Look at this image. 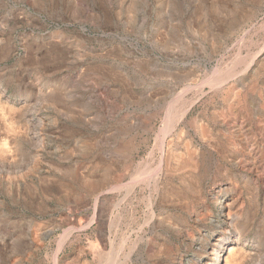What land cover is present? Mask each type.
Masks as SVG:
<instances>
[{
    "label": "rangeland",
    "instance_id": "1",
    "mask_svg": "<svg viewBox=\"0 0 264 264\" xmlns=\"http://www.w3.org/2000/svg\"><path fill=\"white\" fill-rule=\"evenodd\" d=\"M263 10L264 0H0V264H191L213 241L218 264H264V69L254 86L235 83L240 57L264 42ZM249 12L248 29L230 32ZM128 136L140 141L125 163ZM185 141L201 157L189 189L177 178L187 170L164 176L161 165ZM222 196L236 208L215 227Z\"/></svg>",
    "mask_w": 264,
    "mask_h": 264
},
{
    "label": "bare ground",
    "instance_id": "2",
    "mask_svg": "<svg viewBox=\"0 0 264 264\" xmlns=\"http://www.w3.org/2000/svg\"><path fill=\"white\" fill-rule=\"evenodd\" d=\"M227 8V7H226ZM247 9V8H246ZM244 10V9H243ZM264 11V10H263ZM253 12H255V11H253ZM245 13V12H244ZM254 13H252V12H249V14H245V16H244V19L240 22V16L239 17H237V18H239V19H237L236 18V20L234 19V21L232 22V25L231 26H227L228 27V29H230V32H234V31H244L247 27H249L250 26V24L253 22V20L255 21V15H253ZM237 15V14H236ZM239 15V14H238ZM264 15V14H263ZM235 16V15H234ZM236 17V16H235ZM236 23H237V25H236ZM233 24H234V26H233ZM225 25V24H224ZM248 29V28H247ZM246 31H248V30H246ZM227 32V31H226ZM242 34V33H241ZM246 34V33H245ZM228 38L229 37H224V38H222V41H221V43H224V45H225V42L228 40ZM242 41V40H241ZM240 41V42H241ZM250 43V42H249ZM228 45V44H227ZM220 46V45H219ZM246 46V45H245ZM218 48V47H217ZM217 48H216V50H217ZM249 51V50H248ZM246 54V53H245ZM244 54V55H245ZM215 55V54H214ZM246 55H249V59H246V57H240V59H242L243 58V62H245V63H242L243 64V66L242 67H244V64H245V67H244V69L242 70V72L240 73V76H241V78L240 79H238V80H236L235 81V83H236V86H240V87H242V85H243V83L247 80V81H251L252 82V85L254 86V84H255V80L256 79H254V76H255V78L256 77H258L259 75H263L262 74V71H261V68L262 69H264V42H262V44H261V46L253 53V54H251V52L250 53H248V54H246ZM248 58V57H247ZM203 70V69H202ZM239 70V69H238ZM237 70V71H238ZM189 71H190V69H189ZM229 71H231V70H229ZM228 71V72H229ZM236 72V71H235ZM239 72V71H238ZM187 73V72H186ZM191 73V72H190ZM202 74V73H201ZM222 74V73H221ZM232 74H233V72H232ZM237 74V73H236ZM235 74V75H236ZM193 75V74H192ZM194 76V75H193ZM223 76V75H222ZM228 76V75H227ZM238 76V75H237ZM221 77V76H220ZM198 78V77H197ZM215 78V77H214ZM213 78V80H215ZM229 78V77H228ZM231 78V77H230ZM219 79H221V78H219ZM218 79V80H219ZM192 80V79H191ZM198 80H199V78H198ZM204 80H205V77H204ZM233 80V79H232ZM259 80V79H258ZM206 81V80H205ZM227 81V80H226ZM191 82H193V80L192 81H190V83H188L187 84V87L186 88H188V90H190L191 89V85L192 86H194L196 83H198V82H196L194 85L191 83ZM225 81L223 80V83H224ZM184 83V82H183ZM215 83V82H214ZM227 83V82H226ZM217 84V83H216ZM218 84H220V82H218ZM217 84V85H218ZM183 85V84H182ZM198 85V87L200 88V80H199V84H197ZM222 85V84H221ZM259 85V84H258ZM202 86V85H201ZM219 86V85H218ZM233 86V85H232ZM246 86H247V84H246ZM257 86V85H256ZM183 87V86H182ZM189 87H190V89H189ZM216 87V86H215ZM239 87V88H240ZM244 87V86H243ZM261 88V87H260ZM263 88H264V86H263ZM196 89V88H195ZM237 89V88H236ZM243 89V88H242ZM262 89V88H261ZM198 90V89H197ZM196 90V91H197ZM230 90H232V88L230 89ZM240 90H241V88H240ZM238 91V93L240 94H238L239 96H240V98H239V100H237L238 101V104H240L241 105V107L242 108H244L245 107V105H248V98H247V95L246 94H248L247 92H244V91ZM202 91V90H201ZM172 92H174V91H172ZM183 92H184V89H181V92H178V96H180V95H183ZM191 92V91H190ZM195 92V91H194ZM198 92V91H197ZM199 92H200V90H199ZM171 93V92H170ZM169 93V94H170ZM175 93V92H174ZM233 93V92H232ZM263 93H264V91H263ZM173 94V93H172ZM174 95V94H173ZM172 96V95H171ZM176 96V95H175ZM237 96V95H236ZM181 97V96H180ZM179 97V98H180ZM181 99V98H180ZM184 99V98H183ZM174 100H176V99H174ZM173 100V101H174ZM235 100V99H234ZM188 101V100H187ZM192 101V100H191ZM194 101V100H193ZM180 102H182V100L180 101ZM228 102V101H227ZM173 103V102H172ZM189 103H190V101H189ZM189 103H187V104H189ZM170 104H171V102H170ZM169 104V105H170ZM174 104V103H173ZM195 104V103H194ZM222 104H224V102L222 103ZM179 105V104H178ZM172 106V105H171ZM174 106H177V104L175 105H173L172 107H174ZM180 106H182V105H180ZM188 106V105H187ZM191 105H189L188 106V108L190 107ZM227 106V105H226ZM183 107V106H182ZM228 107V112H230V113H232L233 111H235V109H234V106H232V105H229V106H227ZM258 107H260V106H258ZM188 108H186V109H183L182 111H181V113H180V116L181 115H184L185 114V112L186 111H188L189 109ZM178 110V109H177ZM237 110V109H236ZM240 110H242V109H240ZM167 111V110H166ZM237 112V111H236ZM238 112H239V110H238ZM243 112V111H242ZM261 112V111H260ZM264 112V111H263ZM171 113V112H170ZM172 113H173V111H172ZM257 113H258V111H257ZM166 114H169V112H166ZM174 114V113H173ZM200 114V113H199ZM239 114V113H238ZM254 114V113H253ZM170 115H172V114H170ZM175 115V114H174ZM173 115V116H174ZM197 115V114H196ZM245 115H246V113H245ZM240 116V115H239ZM256 116V115H255ZM171 117V116H170ZM169 117V118H170ZM200 117V116H199ZM207 117V116H206ZM228 117H230V116H228ZM169 118H168V120H169ZM171 119H172V117H171ZM219 119V118H218ZM259 119V118H258ZM167 120V119H166ZM202 119H196V118H194V121L193 122H197V121H201ZM216 120H217V118H216ZM225 120V119H224ZM257 120V119H256ZM170 121H172V120H170ZM206 121H207V119H206ZM211 121V120H210ZM258 121V120H257ZM264 121V120H263ZM262 121V122H263ZM165 122V121H164ZM163 122V123H164ZM217 122V121H216ZM260 122V121H259ZM213 123V122H212ZM218 123V122H217ZM224 123V122H223ZM243 123H244V121H243ZM262 124V123H261ZM212 125V124H211ZM247 125V124H246ZM250 125V124H249ZM255 125H257V122H256V124ZM166 126H168V125H166ZM165 126V127H166ZM224 126V125H223ZM245 126V125H244ZM169 127V126H168ZM185 127V126H184ZM198 127V126H197ZM246 127H248V126H246ZM257 127V126H256ZM150 128V126H149V123H146L145 124V126L143 127V129L144 130H148ZM200 128L202 129V131H203V133H206V135L205 136H207L209 133L211 134V129H210V127H209V123L208 122H206V123H204V121L202 120L201 122H200ZM241 128H242V126H241ZM225 129V128H224ZM262 129H264V124H262ZM161 130H162V128H161ZM177 130V129H176ZM241 130V129H240ZM163 131V130H162ZM166 131V130H165ZM167 131H168V129H167ZM170 131V130H169ZM168 131V133H170ZM148 132V131H147ZM172 132V131H171ZM185 132V131H184ZM183 132V133H184ZM241 132V131H240ZM163 133V132H162ZM165 134H166V132H164ZM191 133H194L193 131H191ZM161 134V133H160ZM213 134V133H212ZM163 135V134H162ZM167 135V134H166ZM190 135V134H189ZM198 135V134H197ZM196 135V137H198ZM253 135V134H252ZM195 136V135H194ZM200 136V135H199ZM209 136V135H208ZM159 137V136H158ZM162 137H164V136H162ZM185 137V136H184ZM161 138V137H160ZM174 138V137H173ZM192 138V137H191ZM199 138V137H198ZM187 139H188V137H187ZM201 139V138H200ZM232 139V138H231ZM179 140V139H178ZM183 140H184V138H183ZM191 140V139H190ZM209 140V139H208ZM138 141H140V140H138V138H137V136H128L127 137V140H126V142H125V144H124V146L123 147H121V148H119V151L121 152V154L123 155V157H124V160H125V163L127 162V160H128V158L132 155L131 153H132V148L135 146V145H137V144H139L138 143ZM161 141V140H160ZM175 141V140H174ZM200 141V140H199ZM252 141V140H251ZM173 142V141H172ZM177 142V141H176ZM193 142H194V140H193ZM215 142V141H214ZM159 143H161V142H159ZM179 143V142H178ZM189 143H190V141H189ZM198 143V142H197ZM162 144V143H161ZM191 144V143H190ZM194 144V143H193ZM253 144V143H252ZM172 145V144H171ZM195 145V144H194ZM204 145V144H203ZM161 146V145H160ZM173 146V145H172ZM171 146V147H172ZM183 148H184V150H185V152H186V154L184 155V154H177V153H175L174 152V149H172V148H170V147H168V149H166L165 151H164V153H163V157L161 158V165H162V167H163V172H162V174L165 176V175H167V176H174V174H177V173H179V172H181V171H183V170H187V171H184V172H182V174H181V176H178L177 178H178V180H179V182H181V183H183L184 185H185V188H187V189H189V188H192V186H191V184H192V182H197L198 181V178L201 176V169H199V167L201 166V161L199 162V159L201 158H199V156H198V151H196V150H199V149H196V150H194L193 148H191L190 146H189V144H188V142L187 141H185V142H183ZM178 147V146H177ZM181 147V146H180ZM208 147V146H207ZM232 147H234L233 145H232ZM261 147H263V146H261ZM176 148V147H175ZM137 149V148H136ZM135 149V150H136ZM179 149V148H178ZM177 149V150H178ZM212 148H210V150H211ZM219 149V148H218ZM235 149V148H234ZM258 149V148H257ZM181 150V149H180ZM205 150V149H204ZM225 150V149H224ZM226 151V150H225ZM202 152H203V149H202ZM206 152V151H205ZM212 152H214V151H212ZM251 152V151H250ZM253 152V151H252ZM134 153V152H133ZM227 153V152H226ZM242 153V152H241ZM257 153V152H256ZM217 154H218V152H217ZM210 155H211V153H210ZM264 155V154H263ZM183 156V157H182ZM203 156H205V155H203ZM256 156H258V155H256ZM256 156H253V157H256ZM212 157V156H211ZM207 158H208V156H207ZM226 158V157H225ZM235 158V157H234ZM250 158V157H249ZM264 158V157H263ZM262 158V159H263ZM256 159V158H255ZM258 159V158H257ZM160 160V159H159ZM246 160V159H245ZM203 161H205V160H203ZM247 161V160H246ZM207 162V161H206ZM211 162V161H210ZM231 162V161H230ZM123 164V165H115V167H113V171H115V174H111V173H109V171L107 170V171H105L104 172V179L106 178V179H108V180H110V179H112V181L113 180H115L114 178H117V177H119V173L121 172V171H123L124 170V168H125V165L126 164ZM160 163V162H159ZM158 163V164H159ZM207 164V163H206ZM246 164V163H245ZM138 166V165H137ZM136 166V167H137ZM205 167V166H204ZM207 167V166H206ZM210 167V166H209ZM252 167V166H251ZM112 168V166H110V168L109 169H111ZM159 168H161V167H159ZM186 168V169H185ZM126 169V168H125ZM197 169H198V171H197ZM134 170V169H133ZM145 170V169H144ZM209 170V169H208ZM251 170H253V169H251ZM111 171V170H110ZM128 171V170H127ZM160 171V170H159ZM202 171H203V169H202ZM262 171V170H261ZM145 172V171H144ZM152 172V171H151ZM207 172V171H206ZM140 173V172H139ZM255 173V172H254ZM133 174V173H132ZM136 174V173H135ZM138 174V173H137ZM127 175V174H126ZM134 175V174H133ZM140 175V174H139ZM142 175H144V174H142ZM148 175V174H147ZM152 175V174H151ZM161 175V174H160ZM159 175V176H160ZM135 176V175H134ZM146 176V175H145ZM149 176V175H148ZM147 176V177H148ZM153 176V175H152ZM163 176V177H164ZM127 177H128V175H127ZM138 178V175H136L134 178ZM146 177V178H147ZM124 178V177H123ZM151 176H150V180H151ZM162 178V177H161ZM144 179V178H143ZM153 179V178H152ZM171 179V178H170ZM174 179V178H173ZM128 180V179H127ZM145 180V179H144ZM172 180V179H171ZM177 180V179H176ZM123 181V180H122ZM132 181H133V179H132ZM146 181V180H145ZM153 181V180H152ZM114 182V181H113ZM130 182H131V180H130ZM135 182V181H134ZM139 182V181H138ZM155 182V181H154ZM176 182V181H175ZM215 182V181H214ZM118 183V182H117ZM120 183H123V182H120ZM133 183V182H132ZM202 183V182H201ZM111 183H109V185H110ZM130 184V183H129ZM134 184V183H133ZM149 184V183H148ZM122 185V184H121ZM121 185H113L111 188H118V187H120ZM125 185V184H124ZM126 185H128V182L126 183ZM135 185V184H134ZM145 185V184H144ZM152 185V184H151ZM224 185V184H223ZM230 185V184H229ZM131 186H133V185H131ZM147 186H149V185H147ZM209 186V185H208ZM222 186V185H221ZM107 187H110V186H108V184H107ZM150 187V186H149ZM148 187V188H149ZM159 187H160V185H159ZM217 187V186H216ZM121 189H122V187H120ZM147 188V187H146ZM203 188H204V186H203ZM215 188V186L213 185V187H212V185H211V189L209 190V195L211 196V198H216V197H218V195H219V192L221 191V190H219V191H217V190H215L214 189ZM108 189V188H107ZM125 189V188H124ZM128 189V188H127ZM150 189V188H149ZM153 188H151L150 190H152ZM158 188H156V190H157ZM102 190V189H101ZM101 190H100V192H101ZM132 190V189H131ZM204 190H205V188H204ZM125 191V190H124ZM127 191H129V190H127ZM188 191V190H187ZM202 191V190H201ZM200 191V192H201ZM105 192V191H104ZM205 192H207L206 190H205ZM206 194V193H205ZM101 195V194H100ZM103 195V194H102ZM208 195V196H209ZM221 195V194H220ZM157 196V195H156ZM228 196V195H227ZM235 197V196H234ZM96 198V197H95ZM157 198V197H156ZM209 198V197H208ZM207 198V199H208ZM98 199V198H97ZM104 199V198H103ZM151 200V199H150ZM238 201V200H237ZM153 202V201H152ZM217 203H215L216 205H215V210H213V215L210 217V220H209V223L211 224V225H213V226H217L218 225V223L219 222H223L224 224H227V225H229L230 223H231V209H233V208H236V201H235V199L234 198H232V197H226V196H222V197H220V198H218L217 199V201H216ZM241 202V201H240ZM155 203V202H154ZM205 203V202H204ZM239 204V203H238ZM237 204V205H238ZM151 205V204H150ZM207 205H208V202H207ZM210 205V204H209ZM240 205V204H239ZM154 206V205H153ZM209 207V206H208ZM159 208V207H158ZM101 209V208H100ZM238 209H239V207H238ZM98 210V209H97ZM96 210V211H97ZM152 211V210H151ZM99 212V211H98ZM231 212V213H230ZM97 213V212H96ZM95 213V214H96ZM100 213H102V212H100ZM240 215V214H239ZM95 217H97V216H95ZM106 217V216H105ZM199 217V216H198ZM98 219H99V215H98V217H97ZM208 218V217H207ZM73 219V218H72ZM96 219V218H95ZM190 220V219H189ZM69 221V220H68ZM71 221V220H70ZM118 221V220H117ZM195 221V220H194ZM70 223V222H69ZM133 223V222H132ZM200 223V222H199ZM72 224V223H71ZM104 224V223H103ZM201 224V223H200ZM111 225V224H110ZM101 226V225H100ZM111 227V226H110ZM236 227V225L234 224L233 225V227L232 228H235ZM211 228V227H210ZM218 228V227H217ZM80 229V228H79ZM133 229V228H132ZM236 229V228H235ZM215 230V229H214ZM217 230V229H216ZM225 230V229H224ZM106 231V230H105ZM209 231V230H208ZM66 232H67V230H66ZM210 232V231H209ZM227 232V231H226ZM215 233V232H214ZM229 233V232H228ZM232 233V232H231ZM233 233H235V235L237 236V234H238V232L236 231V230H234V232ZM106 234V233H105ZM113 234V233H112ZM208 234V233H207ZM219 234V233H218ZM227 234V233H226ZM225 234V235H226ZM227 235H229V234H227ZM124 236H126V235H124ZM199 236V235H198ZM206 236H208V235H206ZM232 236V235H231ZM234 236V235H233ZM244 236H246V235H244ZM214 237V236H213ZM235 237V236H234ZM189 238V237H188ZM195 238V237H194ZM198 238V237H197ZM199 238H200V236H199ZM202 238V237H201ZM222 238H223V236H222ZM221 239V238H220ZM229 239V238H228ZM231 239V238H230ZM229 239V240H230ZM98 240V239H97ZM192 240V239H191ZM195 240H196V238H195ZM99 241V240H98ZM230 241H232V240H230ZM234 241V240H233ZM101 242V241H100ZM209 242V241H208ZM110 243H112V242H110ZM206 243V242H205ZM210 243V242H209ZM221 243V242H220ZM207 244V243H206ZM106 245V244H105ZM200 245V244H199ZM209 245V244H208ZM211 245L213 246V248H210V251H207V253L204 255V256H202V257H197L196 259H194V261L193 262H191V264H218V261H219V259H220V256H219V252L220 251H218V250H216V245H215V243H214V241H213V243H211ZM227 245V244H226ZM203 246V245H202ZM211 247V246H210ZM221 247V246H220ZM220 247H218V248H220ZM107 248H108V246H107ZM111 248V247H110ZM115 248V247H114ZM201 248V247H200ZM104 249V248H103ZM207 249V248H206ZM221 250V249H220ZM229 250V249H228ZM175 251V250H174ZM105 252V251H104ZM180 252V251H179ZM224 252V251H223ZM235 252V251H234ZM182 253V252H181ZM212 255V257H211V260H210V262H208V260L207 261H205V259L206 258H208L209 257V255ZM107 255H111V254H107ZM222 255V254H221ZM233 256V255H232ZM190 257V256H189ZM196 257V256H195ZM186 260V262L188 263V264H190V260L191 259H188V258H186L185 259ZM221 261V260H220ZM177 262H179V261H177ZM181 262H182V260H181Z\"/></svg>",
    "mask_w": 264,
    "mask_h": 264
}]
</instances>
